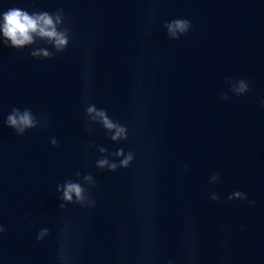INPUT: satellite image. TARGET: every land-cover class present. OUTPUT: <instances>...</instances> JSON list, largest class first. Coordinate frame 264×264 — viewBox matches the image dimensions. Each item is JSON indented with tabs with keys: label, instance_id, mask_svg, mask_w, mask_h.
Masks as SVG:
<instances>
[{
	"label": "water",
	"instance_id": "1",
	"mask_svg": "<svg viewBox=\"0 0 264 264\" xmlns=\"http://www.w3.org/2000/svg\"><path fill=\"white\" fill-rule=\"evenodd\" d=\"M12 7L63 8L80 43L45 61L0 44V224L7 228L0 264H57L64 219L75 264H137L144 227L133 174L96 169L100 154L89 149L86 156L88 142L137 151V175L146 170L154 188L156 264H184L189 231L197 264H264V0H0V12ZM174 18L193 24L179 41L163 27ZM90 39L93 102L130 126L137 101L143 104L139 144L132 137L115 145L99 126L95 135L85 130L82 69ZM229 76L249 80L251 90L234 96ZM14 107L46 115L50 126L17 136L4 123ZM77 170L98 181L94 210L59 208L56 187ZM217 172L220 181L210 184ZM237 190L255 206L227 202ZM212 192L222 200L212 201ZM45 226L51 235L37 242Z\"/></svg>",
	"mask_w": 264,
	"mask_h": 264
},
{
	"label": "clouds",
	"instance_id": "2",
	"mask_svg": "<svg viewBox=\"0 0 264 264\" xmlns=\"http://www.w3.org/2000/svg\"><path fill=\"white\" fill-rule=\"evenodd\" d=\"M164 29L169 40L179 41L186 37L192 30L193 24L187 18H174L165 21ZM151 25H149V31ZM0 44L11 47L19 52L31 49L29 56L32 59L45 61L53 60L58 55L65 54L70 47L78 45L80 38L75 33L63 8L55 11L39 10L31 11L12 7L0 12ZM147 34V33H146ZM93 51L94 45L90 39L85 54V61L82 69L84 118L85 130L89 135H95L96 127L103 129L108 139L115 145L127 144L130 138L135 137L139 144V130L144 127V106L136 103L138 119L135 126L123 123L109 115L104 108L97 107L92 99L93 86ZM144 65L141 62L137 75V83L143 80ZM225 83L229 86V91L237 97L247 94L250 90V81L247 79H234L226 77ZM218 95L225 101L230 100L228 92L220 91ZM264 105V100L261 101ZM6 126L14 133L23 137L28 132L50 126V120L46 115L37 116L31 108L23 109L14 107L8 113L4 121ZM52 147H58L59 142L55 137L50 139ZM94 149L98 152L99 158L94 161V166L100 171L118 173L121 170L130 171L133 174L134 190L133 198L136 202L137 211L143 217V247L137 256V264H156V256L153 247V227L152 212L154 205V188L145 170L141 175H137L140 170L138 154L136 150H125L118 147L114 151L109 147L98 145L94 142L85 144V155H89L88 150ZM187 171L188 165L183 166ZM220 173H214L209 178L210 184L220 181ZM99 188L98 181L92 172L75 171L74 178H67L56 187L60 201L59 208L66 210L68 206H79L85 211L94 210L98 206L96 190ZM212 201H221L222 197L218 192H212L209 197ZM245 201L248 207H254L256 201L249 199L246 192L237 190L230 193L226 201ZM25 219H29L25 217ZM7 228L0 224V235L4 234ZM51 235L48 227H41L36 235L37 242H44ZM57 264H75L76 256L74 252V239L70 221L64 219L62 227L57 234ZM186 254L184 264H197L198 256L191 231L185 242ZM123 252L120 260H123ZM167 264H179L175 258H169Z\"/></svg>",
	"mask_w": 264,
	"mask_h": 264
}]
</instances>
